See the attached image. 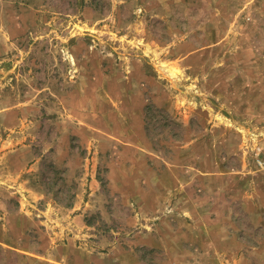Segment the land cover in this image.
Instances as JSON below:
<instances>
[{"label": "rangeland", "instance_id": "obj_1", "mask_svg": "<svg viewBox=\"0 0 264 264\" xmlns=\"http://www.w3.org/2000/svg\"><path fill=\"white\" fill-rule=\"evenodd\" d=\"M257 151L264 0H0V264H264Z\"/></svg>", "mask_w": 264, "mask_h": 264}, {"label": "crops", "instance_id": "obj_2", "mask_svg": "<svg viewBox=\"0 0 264 264\" xmlns=\"http://www.w3.org/2000/svg\"><path fill=\"white\" fill-rule=\"evenodd\" d=\"M223 208H224L223 210H225L224 212H226L228 210L231 211V212H234L238 208V206L229 205V206H225ZM245 210L247 212H249L248 209H245ZM257 210L260 211V212H264V205L261 206L260 208H257ZM8 218H9V216H7L6 218H3V219L0 218V227L5 226V222H6L5 220L8 219ZM216 222H218L221 226H224V227L226 226V224H225L226 221L223 220L222 218H220V219L216 218ZM262 224L264 225V220H263ZM204 240H205V238L201 239L200 243H203ZM183 244H185V243L184 242L180 243V246L183 245ZM132 245L134 246V248L127 249L125 251V253H122V254L119 253V254H116V256H114V250H113V256L116 257L115 261L116 260L121 261L122 259L128 257V258H132L136 264H147L144 261L143 257L136 255V253L137 252L140 253V251L135 250V249H140V248H142V249L143 248L144 249H153V248H156V249H162L163 251H165V242L163 240H161L160 238H157L156 235L152 234V233H143L141 236L136 235V237L132 240ZM183 249H184V246H183ZM259 251L260 250L256 249V250L252 251V253L253 252H259ZM111 253H112V251L109 253L108 258L113 259L112 256H111ZM15 256L17 258L20 257V259H22L23 261L26 262V263L22 262V264H27V262L28 263L34 262L35 264H43L42 263L43 256L39 255V254L37 255L38 259H36V258L33 259L32 257H30V255H28L27 253H25L23 251H22V253H20V252L16 253ZM56 256L54 257L53 260H50L51 262L48 263V264H61V262H60L61 259L59 261V258L57 259ZM88 258H90L88 260V262H91L92 261V257L90 256ZM5 261H6L7 264H12V262L7 261V259ZM71 262H72V264H75V261L72 260ZM13 264H19V262H13Z\"/></svg>", "mask_w": 264, "mask_h": 264}, {"label": "built area", "instance_id": "obj_3", "mask_svg": "<svg viewBox=\"0 0 264 264\" xmlns=\"http://www.w3.org/2000/svg\"><path fill=\"white\" fill-rule=\"evenodd\" d=\"M254 165L259 171L264 173V153H261V151L255 153Z\"/></svg>", "mask_w": 264, "mask_h": 264}]
</instances>
